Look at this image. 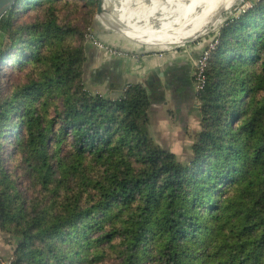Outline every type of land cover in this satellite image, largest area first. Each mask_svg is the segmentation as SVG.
Segmentation results:
<instances>
[{"label":"trees","instance_id":"obj_1","mask_svg":"<svg viewBox=\"0 0 264 264\" xmlns=\"http://www.w3.org/2000/svg\"><path fill=\"white\" fill-rule=\"evenodd\" d=\"M97 5L18 0L0 20L11 264H264V0L219 29L188 161L151 135L144 85L91 90Z\"/></svg>","mask_w":264,"mask_h":264},{"label":"crops","instance_id":"obj_2","mask_svg":"<svg viewBox=\"0 0 264 264\" xmlns=\"http://www.w3.org/2000/svg\"><path fill=\"white\" fill-rule=\"evenodd\" d=\"M206 45L191 44L170 52L146 51L134 53L135 57H115L86 43L87 81L92 91L104 95L118 94L131 84L144 85L151 94L149 115L153 138L173 152L184 147L190 149L189 133H195L200 124L194 61ZM105 73L108 78L100 79ZM17 242L16 238L7 239L0 232L2 264H11Z\"/></svg>","mask_w":264,"mask_h":264},{"label":"bare ground","instance_id":"obj_3","mask_svg":"<svg viewBox=\"0 0 264 264\" xmlns=\"http://www.w3.org/2000/svg\"><path fill=\"white\" fill-rule=\"evenodd\" d=\"M126 1L128 0L124 1V5ZM151 1L153 18L137 17L134 11L124 6L119 9L115 6L108 7L110 12H107V18L116 24L121 32L136 37L140 43L161 46L167 42L179 43L183 36L196 37L202 28L217 24L222 14L240 0H164L167 5L161 10L157 4L160 0ZM106 4L110 5L109 0ZM115 10H119L120 13H116ZM166 25L171 26V31L158 27ZM191 30L197 31L192 33Z\"/></svg>","mask_w":264,"mask_h":264},{"label":"rangeland","instance_id":"obj_4","mask_svg":"<svg viewBox=\"0 0 264 264\" xmlns=\"http://www.w3.org/2000/svg\"><path fill=\"white\" fill-rule=\"evenodd\" d=\"M125 1V0H124ZM123 0H109V8L110 6H115L119 9V7H127L128 9H130V11H134V13L136 14L137 17H141V18H148V17H152L151 15L152 13V5L153 2L151 0H128L125 2V5ZM255 0H240L238 3H236L235 5H233L228 11L224 12L222 14V17L220 18V20L217 22V24H211L208 26L207 31L205 32V35H202V37L196 39L192 44L193 45H200V47L204 46V44H208L212 41V39H214L217 35H219V29L221 28L220 26H222L225 22V20L229 17V20L231 18H237L238 16H240L242 13H244L248 8L252 7L253 2ZM158 7L160 8V10L162 9V7L164 5H167L166 1H162L160 0L158 3ZM97 9H98V5H97ZM116 13H120L119 10H115ZM142 14V15H141ZM137 17H135L136 20ZM153 18V17H152ZM92 25L90 27V31L85 35V38L87 37V39L89 38L90 34H97L99 36L100 39H102L103 41H105L106 43L108 42V44H111L117 48H122L124 50H128L131 52H135L136 54L140 53V52H153V53H164L166 51L170 52V51H174L176 49H180L182 47H186L189 45H182L181 47L177 48L175 46H167V44L161 45V46H147V45H142L135 41L129 40L126 37L123 36L122 33L114 31L112 29L109 28V26H107L106 23H104L102 21V19L97 15V10L94 13L93 17H92ZM145 22V21H144ZM141 23V22H140ZM215 25V26H214ZM144 28L146 27L145 25H142ZM160 29L163 30H167L171 28V26H158ZM197 30H191L192 33L196 32ZM107 33V34H106ZM104 34H106V36H104ZM103 36V37H102ZM104 38V39H103ZM191 37L189 36H183L180 39V42L186 39H189ZM89 40V39H88ZM86 42V40H85ZM89 42V41H87ZM5 68H7V64L1 63L0 62V84H4V83H8V81H6V75H5ZM193 135L192 132L189 133V136ZM191 138V137H190ZM191 141L193 142V140L191 139ZM177 157L181 160V161H188L191 159L192 157V152H191V148L190 149H186V147L182 148V150H177L174 152Z\"/></svg>","mask_w":264,"mask_h":264},{"label":"built area","instance_id":"obj_5","mask_svg":"<svg viewBox=\"0 0 264 264\" xmlns=\"http://www.w3.org/2000/svg\"><path fill=\"white\" fill-rule=\"evenodd\" d=\"M89 39V40H88ZM86 37V42L92 43L97 48L104 50L109 56L115 57H135V52L124 50L122 48H117L111 44L106 43L96 34H90L89 38ZM219 43L218 35L212 39L210 43L202 50L200 55L194 61V81H195V90L199 94L205 87L207 78H206V69L208 66V61L211 55V52L216 48Z\"/></svg>","mask_w":264,"mask_h":264},{"label":"water","instance_id":"obj_6","mask_svg":"<svg viewBox=\"0 0 264 264\" xmlns=\"http://www.w3.org/2000/svg\"><path fill=\"white\" fill-rule=\"evenodd\" d=\"M17 1L18 0H0V20L2 19V17L10 10V9H12L14 6H15V4L17 3ZM106 2H107V0H98V9H97V15L102 19V21L104 22V23H106L107 24V26H109V28L110 29H112V30H114V31H117V32H120V33H122L123 34V36L124 37H126L127 39H129V40H132V41H135V42H137V43H139V40L135 37H133V36H128V35H126V34H124L123 32H121L120 30H119V27L116 25V24H114L111 20H108V18H107V12H110V10L108 9V6H107V4H106ZM233 6V5H232ZM231 6V7H232ZM230 7V8H231ZM229 8V9H230ZM228 9V10H229ZM227 10V11H228ZM229 20V17L225 20V22H224V24L227 22ZM214 24H216V23H214ZM223 24V25H224ZM211 25V24H210ZM222 25V26H223ZM209 26V25H208ZM208 26H206V27H204V28H202L201 29V31H200V33L196 36V37H192V38H189V39H186V40H183V41H181V42H179V43H175V42H167L168 43V45L167 46H175V47H177V48H179V47H181L182 45H189V44H192L196 39H198V38H200V37H202V35H205L206 33V31H207V28H208ZM222 26H220V27H222ZM141 44V43H140ZM142 45H145V44H142ZM148 46V45H147ZM125 87V86H124Z\"/></svg>","mask_w":264,"mask_h":264}]
</instances>
